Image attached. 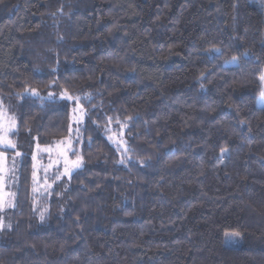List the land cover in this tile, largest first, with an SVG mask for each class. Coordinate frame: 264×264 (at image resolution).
<instances>
[{
  "label": "trees",
  "instance_id": "16d2710c",
  "mask_svg": "<svg viewBox=\"0 0 264 264\" xmlns=\"http://www.w3.org/2000/svg\"><path fill=\"white\" fill-rule=\"evenodd\" d=\"M261 75L264 0H0V107L22 154L0 264H264ZM29 87L85 114L84 165L43 204L31 155L69 138L71 105Z\"/></svg>",
  "mask_w": 264,
  "mask_h": 264
},
{
  "label": "rangeland",
  "instance_id": "374dc122",
  "mask_svg": "<svg viewBox=\"0 0 264 264\" xmlns=\"http://www.w3.org/2000/svg\"><path fill=\"white\" fill-rule=\"evenodd\" d=\"M54 93V92H52ZM55 99L68 102L71 105V116L69 126L72 128V132L69 133V138L64 141V144L60 142L54 145L52 148H49L50 151H43V149L36 148L34 149L31 158L33 162V173L35 172V177L33 176V188H36L37 191H33V198L39 203L43 204L51 195L53 189L58 186L60 183L67 181V177H61L60 180H56V176L63 171L64 161L60 156L61 151L67 150V141L71 140L72 148L78 151L74 144L77 139V134L80 126L84 121L85 114L81 118L80 111L76 109L75 101H68L66 99H59L60 93H54ZM48 95L44 96L47 97ZM36 97V96H35ZM258 105L264 108V103L258 101ZM0 110L2 108L0 107ZM7 115V114H6ZM107 139L109 142L119 151H125V139H124V129H109ZM0 149H3L0 146ZM10 151L14 149H9ZM16 150V149H15ZM16 151H13L12 155L8 158L6 155L3 159H0V203L5 205L3 208H0V221L5 225H11V217L14 211V206L8 207L7 205L11 203L15 205V190L13 189L14 184L17 182L18 169L20 165L21 155L17 156ZM35 155L36 159L33 160ZM70 159H75V156L72 155L71 151L68 152ZM59 160V163L56 161ZM35 165V167H34ZM227 166V156L222 157L221 153L209 166L208 173V182H207V193L213 196L222 195L224 186H225V173ZM79 170V169H78ZM77 171V170H76ZM75 171V172H76ZM48 185H51L49 188ZM44 207V205L42 206ZM11 228L5 227L3 230H0V236L5 234L6 231H9Z\"/></svg>",
  "mask_w": 264,
  "mask_h": 264
},
{
  "label": "snow or ice",
  "instance_id": "6c2138e0",
  "mask_svg": "<svg viewBox=\"0 0 264 264\" xmlns=\"http://www.w3.org/2000/svg\"><path fill=\"white\" fill-rule=\"evenodd\" d=\"M214 53H221V50L219 48H214L211 50ZM222 54V53H221ZM244 55H247V53H244ZM239 61V57L237 56H233L231 57V60H226L225 63H238ZM56 68H52V72H55ZM260 83H261V88H260V94H259V100L260 102L264 103V75H261L259 77ZM53 83H55V81H53ZM203 87V85H201ZM25 93H30L33 96L38 97L39 99L43 100H50L52 102H56L55 99V94L52 92L48 93L47 97H42L40 96L38 90L36 88H26ZM19 95V94H18ZM59 99H66L68 101H75L76 103V109H74V111L79 110L80 111V115L81 118L84 115V110H83V105L80 103V97L78 96H73L70 95L68 93L67 89H64L59 96ZM84 99H89V95H86L84 97ZM111 119V118H110ZM128 119H131V117H129ZM246 123L244 121L241 122ZM18 127V122H17V118L13 115V116H8L6 115V110H0V146L3 147V149L5 151L9 150V149H16L17 145L16 143L13 142V140L11 139V136L16 135V129ZM72 132V128L71 126H69V133ZM67 139V138H66ZM61 144H64V141L60 142ZM72 142L71 140L67 141V150L66 151H61L60 156L63 158L64 161V167H63V171L61 173H59L56 176V180H60L61 177H67L68 180H71L73 173L78 170L81 169L84 165V157L75 149L72 148L71 146ZM39 144H37V148H39ZM5 151H0V159H3L5 157ZM43 151H50L49 148H45L43 149ZM71 151L72 155L75 156V159H70L68 152ZM127 148H125V152H127ZM229 154V150L227 148H222L221 149V156H227ZM17 156L22 155L19 151L16 152ZM36 157L35 155L33 156V160H35ZM56 163H59V160L56 161ZM119 163H125V159L122 158ZM35 167V165H34ZM35 172L33 173V176L35 177ZM48 187L50 188L51 185H48ZM33 191H37L36 188H33ZM5 205H3L2 203H0V208H3ZM8 207H12L14 205H12L11 203H9L7 205ZM44 211H47V209H45ZM45 219V215L44 212H41L40 214V220L43 221ZM5 227L7 228H11V225H5L2 221H0V230H3ZM241 234L239 232H231V233H225L226 237H239Z\"/></svg>",
  "mask_w": 264,
  "mask_h": 264
}]
</instances>
